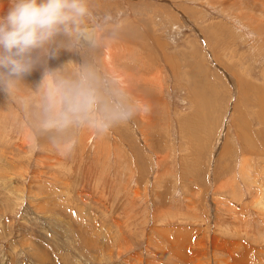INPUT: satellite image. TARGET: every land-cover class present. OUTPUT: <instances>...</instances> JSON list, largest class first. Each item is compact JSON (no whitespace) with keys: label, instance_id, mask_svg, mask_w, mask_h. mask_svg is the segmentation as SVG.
I'll return each instance as SVG.
<instances>
[{"label":"rangeland","instance_id":"1","mask_svg":"<svg viewBox=\"0 0 264 264\" xmlns=\"http://www.w3.org/2000/svg\"><path fill=\"white\" fill-rule=\"evenodd\" d=\"M92 3L121 14L97 55L138 111L62 154L0 93V264H264V0Z\"/></svg>","mask_w":264,"mask_h":264},{"label":"clouds","instance_id":"2","mask_svg":"<svg viewBox=\"0 0 264 264\" xmlns=\"http://www.w3.org/2000/svg\"><path fill=\"white\" fill-rule=\"evenodd\" d=\"M120 15L99 12L92 0H10L0 14V93L19 103L34 132L62 154L73 150L82 129L104 134L138 111L97 55L118 37ZM62 52L79 59L50 67ZM37 69L40 80L20 96Z\"/></svg>","mask_w":264,"mask_h":264},{"label":"bare ground","instance_id":"3","mask_svg":"<svg viewBox=\"0 0 264 264\" xmlns=\"http://www.w3.org/2000/svg\"><path fill=\"white\" fill-rule=\"evenodd\" d=\"M201 80V79H200ZM238 80H239V78H238ZM237 79H236V81H238ZM199 82H201V81H199L198 80V83ZM239 82V81H238ZM198 83H196V85H195V90H194V93H201L202 94V91L200 90L202 87V84L201 85H199ZM237 84V83H236ZM207 85H208V83H207ZM238 85V84H237ZM246 85L244 84L242 87H241V91H242V88L243 87H245ZM204 87V86H203ZM209 87V86H208ZM239 88H240V86H239ZM238 89V88H237ZM239 93V92H238ZM240 100V99H239ZM256 110L254 111L255 112V114L256 115H258V116H261V114H262V112H261V109H260V107H257L256 106ZM256 115H254V117L256 116ZM198 118V119H197ZM200 119H202L203 120V122H204V120H205V122H206V118H204V107H203V105H202V102L200 101V104H199V110H198V113H197V115H196V121H197V123H195V124H193L192 125V131H191V134H194L195 136H197V130H196V126H198L199 125V120ZM196 132V133H195ZM238 132H241L242 133V130H238ZM244 135L246 136V137H248V135H247V133L246 132H244ZM254 135H256V134H254ZM259 137H261L262 139H263V141H264V136L263 135H261V136H259ZM259 139V138H258ZM241 142L242 143H244L245 145H248V144H250L252 141H249L248 139H242L241 138ZM262 142V141H261Z\"/></svg>","mask_w":264,"mask_h":264}]
</instances>
